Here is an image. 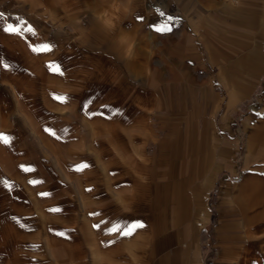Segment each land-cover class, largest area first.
Segmentation results:
<instances>
[{
	"label": "crops",
	"instance_id": "0c3cea01",
	"mask_svg": "<svg viewBox=\"0 0 264 264\" xmlns=\"http://www.w3.org/2000/svg\"><path fill=\"white\" fill-rule=\"evenodd\" d=\"M0 13V166L41 162L44 192L73 183L103 213L84 224L92 238H46L34 259L264 264V0H0ZM29 180L0 174V223L59 213L31 205ZM134 222L131 237L108 231ZM13 256L0 239V262Z\"/></svg>",
	"mask_w": 264,
	"mask_h": 264
},
{
	"label": "rangeland",
	"instance_id": "374dc122",
	"mask_svg": "<svg viewBox=\"0 0 264 264\" xmlns=\"http://www.w3.org/2000/svg\"><path fill=\"white\" fill-rule=\"evenodd\" d=\"M107 121L109 120L103 116V123L105 124ZM54 160L55 162H58V159L54 158L49 160L48 163L53 165ZM34 163L35 164L28 166H21L19 164L0 166V174L10 173L12 176L28 177V180L30 179L29 185L34 188L39 187L40 190V192L39 190L37 191V199H33L31 205H38L44 209L48 206L49 211L52 209L58 211L59 213L40 216L30 213L24 215H2L5 219V224L3 221L0 223V239H3L4 237L9 239L11 241V248L16 249L19 256H13L8 262L1 261L0 264H46L34 259L38 249L37 246L41 241H45L46 238L51 239L52 237H57L61 240L64 239L65 241L77 240L84 242V239L88 240L92 238L84 230V224L86 226L91 224V226L99 225V227H103V213L101 214V212L98 211L97 206L92 207L93 209L89 210L91 212L83 209L84 207L82 206L81 199L79 198L80 194H83V190L79 192V186H76L75 184L73 185V183L68 185L70 187L69 190L72 191V195L70 197L60 194V197L57 196L52 198L53 195L56 194H52V192H44L42 186L43 183L47 182L45 178H50L51 176L47 167H45L43 163L35 161ZM92 164L91 171L93 172V176L91 182V192L93 195L98 196L100 193V186L103 185V182L99 181V177H103V165H99V163H96L95 161ZM36 175L40 176L41 182L32 183L34 181L32 177ZM0 200H2V198H0ZM58 203L59 205H57ZM53 206L55 207L52 208ZM52 222H59V229L53 228L51 225ZM8 225L11 230H3V228ZM70 227L73 229L69 230ZM102 231L103 230H98V233ZM61 233H63V235H61ZM3 245L7 244L5 243ZM58 261L59 264H69V256L67 254H63L61 251Z\"/></svg>",
	"mask_w": 264,
	"mask_h": 264
},
{
	"label": "snow or ice",
	"instance_id": "6c2138e0",
	"mask_svg": "<svg viewBox=\"0 0 264 264\" xmlns=\"http://www.w3.org/2000/svg\"><path fill=\"white\" fill-rule=\"evenodd\" d=\"M3 13H0V19H3ZM137 19H140V20H143V17H137ZM178 19V18H174V17H171L169 16L167 18V22L162 25V26H157L155 28V31L157 32H170L172 31V24L174 23V21ZM7 32H10V33H20L22 32V28L21 27H17V26H14L12 24H8L7 28L5 29ZM27 31L28 32H32L33 29L31 26H29L27 28ZM50 50V46L45 44L41 47H35L33 48V51L35 52H46V51H49ZM5 68L8 67V64H4L3 65ZM50 70L53 71V72H60V67L58 65H51L50 66ZM57 100H63L64 97H61V96H57L56 97ZM50 131V130H49ZM53 135H55V133H53ZM0 140H2L5 144L9 143V137L8 136H5L3 134H0ZM87 165H84V167H86ZM261 175H264V173H261ZM32 183H35V181H33ZM95 227H99V225H96ZM144 225L140 222H134V223H131V224H128V225H124L122 228L118 227V226H114L113 228H110L108 229L109 232H120L122 236L124 237H131L133 236V234L136 232L137 229H141L143 228ZM61 235H63V233H61ZM112 243H115V241H112Z\"/></svg>",
	"mask_w": 264,
	"mask_h": 264
}]
</instances>
